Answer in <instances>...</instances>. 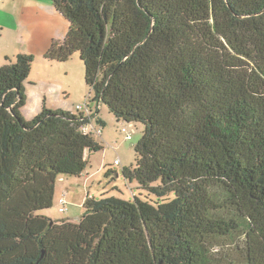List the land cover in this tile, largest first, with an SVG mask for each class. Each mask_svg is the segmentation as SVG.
Here are the masks:
<instances>
[{"label": "trees", "instance_id": "obj_1", "mask_svg": "<svg viewBox=\"0 0 264 264\" xmlns=\"http://www.w3.org/2000/svg\"><path fill=\"white\" fill-rule=\"evenodd\" d=\"M48 61L79 54L93 102L139 124L145 192L43 214L58 176L103 149L91 114L23 119L32 55L0 66V264H264V0H51ZM101 127L104 124L98 121Z\"/></svg>", "mask_w": 264, "mask_h": 264}, {"label": "rangeland", "instance_id": "obj_2", "mask_svg": "<svg viewBox=\"0 0 264 264\" xmlns=\"http://www.w3.org/2000/svg\"><path fill=\"white\" fill-rule=\"evenodd\" d=\"M46 7L29 0H0V66L7 58L14 60L19 53L33 57L28 78L22 84L25 108L21 115L26 121H31L43 105L63 113L76 114L77 105L84 107L85 115L93 111L91 117L88 116L86 132L102 144L103 149L86 158L88 165L81 176H58L52 207L43 212L54 220L78 223L87 196L95 199L112 194L124 199L140 193L146 196L136 188L135 182H127L122 176L123 168L135 164L133 148L142 136L143 127L117 122L105 105L97 106L93 102V92L85 84L84 67L78 53L65 62L45 58L52 41L62 40L67 32V21L60 16L59 21L52 20ZM10 16L14 20L23 19L27 26L16 29L1 23L3 18ZM114 160H120L121 164L114 165ZM60 200L64 202V212L60 211Z\"/></svg>", "mask_w": 264, "mask_h": 264}, {"label": "crops", "instance_id": "obj_3", "mask_svg": "<svg viewBox=\"0 0 264 264\" xmlns=\"http://www.w3.org/2000/svg\"><path fill=\"white\" fill-rule=\"evenodd\" d=\"M29 1H35V2H37V3H39V4H45L47 7H48V9H49V11H50V14H51V17H52V20H56V21H59V15L57 14V13H55L54 12V10L52 9V3H51V0H29ZM46 7V8H47ZM2 24H5V25H8V26H10V27H14V28H16V29H18L20 26H22V27H26L27 25V23L26 22H24L23 21V19L22 20H14V18L12 17V16H10L9 18H3V22H1ZM24 108H25V106H24ZM23 108V109H24ZM41 108H42V106L39 108V110H38V112H37V114L40 112V110H41ZM95 129V128H94ZM100 131L101 130H99V135H100ZM115 161V160H114ZM121 164V162H120V160H119V165ZM117 176V175H116ZM114 194H112V195H110V196H113Z\"/></svg>", "mask_w": 264, "mask_h": 264}, {"label": "built area", "instance_id": "obj_4", "mask_svg": "<svg viewBox=\"0 0 264 264\" xmlns=\"http://www.w3.org/2000/svg\"><path fill=\"white\" fill-rule=\"evenodd\" d=\"M76 109H77V112H81V113H83V110H84V107L83 106H81V105H77V107H76ZM86 109H88V107L86 106ZM90 114V111H88V114L87 115H89ZM85 130V132H86V128L84 129ZM95 130V129H94ZM124 130V129H123ZM98 133H99V131H98ZM128 139H130V136H128ZM114 165H119V161L118 160H115L114 161ZM59 204H60V211L61 212H64V202L62 201V200H60L59 201Z\"/></svg>", "mask_w": 264, "mask_h": 264}]
</instances>
